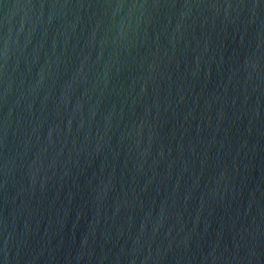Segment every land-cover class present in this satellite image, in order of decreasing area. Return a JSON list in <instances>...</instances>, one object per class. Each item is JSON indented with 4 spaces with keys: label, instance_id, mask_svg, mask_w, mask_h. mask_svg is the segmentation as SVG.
<instances>
[{
    "label": "water",
    "instance_id": "95a60500",
    "mask_svg": "<svg viewBox=\"0 0 264 264\" xmlns=\"http://www.w3.org/2000/svg\"><path fill=\"white\" fill-rule=\"evenodd\" d=\"M0 264H264V0H0Z\"/></svg>",
    "mask_w": 264,
    "mask_h": 264
}]
</instances>
